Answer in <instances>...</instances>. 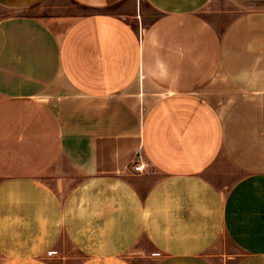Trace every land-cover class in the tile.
I'll use <instances>...</instances> for the list:
<instances>
[{"label": "crops", "instance_id": "0c3cea01", "mask_svg": "<svg viewBox=\"0 0 264 264\" xmlns=\"http://www.w3.org/2000/svg\"><path fill=\"white\" fill-rule=\"evenodd\" d=\"M43 1L0 0V264H264V0Z\"/></svg>", "mask_w": 264, "mask_h": 264}, {"label": "rangeland", "instance_id": "374dc122", "mask_svg": "<svg viewBox=\"0 0 264 264\" xmlns=\"http://www.w3.org/2000/svg\"><path fill=\"white\" fill-rule=\"evenodd\" d=\"M135 6H140V9L142 10V23L144 26H147L148 23L158 16V12L148 6L144 0L120 1L117 4L108 7V10L123 13L134 10ZM241 8L244 7L233 0H212L204 8V14H206L215 25L223 27L231 20V18L238 14ZM90 11L91 9L89 7L78 4L73 0H44L41 6L34 8L31 12L50 19V22L60 29L67 26V24H69L76 16ZM4 12L5 11L1 9L0 13L2 14ZM50 17H53L55 20H52ZM206 174L215 179H219V177L212 175L209 170ZM230 250H233L230 241L227 240L226 237H221L208 250V253L218 257L220 254L227 255Z\"/></svg>", "mask_w": 264, "mask_h": 264}, {"label": "built area", "instance_id": "2783aa9c", "mask_svg": "<svg viewBox=\"0 0 264 264\" xmlns=\"http://www.w3.org/2000/svg\"><path fill=\"white\" fill-rule=\"evenodd\" d=\"M139 160H140V154L138 153L132 164V168L134 171H141L144 168L143 164Z\"/></svg>", "mask_w": 264, "mask_h": 264}]
</instances>
